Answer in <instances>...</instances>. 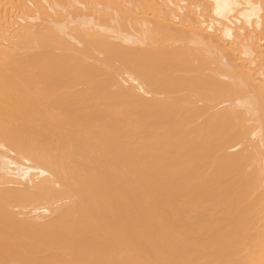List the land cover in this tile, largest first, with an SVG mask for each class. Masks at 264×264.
<instances>
[{"label":"bare ground","instance_id":"bare-ground-1","mask_svg":"<svg viewBox=\"0 0 264 264\" xmlns=\"http://www.w3.org/2000/svg\"><path fill=\"white\" fill-rule=\"evenodd\" d=\"M0 264H264V0H0Z\"/></svg>","mask_w":264,"mask_h":264}]
</instances>
